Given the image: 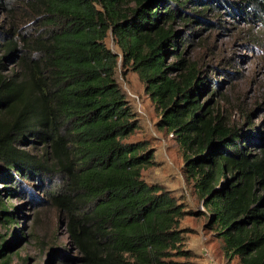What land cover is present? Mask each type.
I'll return each mask as SVG.
<instances>
[{"label": "trees", "instance_id": "trees-1", "mask_svg": "<svg viewBox=\"0 0 264 264\" xmlns=\"http://www.w3.org/2000/svg\"><path fill=\"white\" fill-rule=\"evenodd\" d=\"M37 2L52 29L27 46L34 54L22 59L27 76L13 81L0 59V181L61 179L52 200L70 214L82 264H188L169 258L187 254L179 223L194 212L142 178L155 150L146 140L128 141L139 125L117 79L121 65L138 75L160 111L156 127L174 136L225 256L264 264V147L252 153L257 131L229 127L200 101L206 81L182 58L171 27L189 21L182 14L192 0ZM240 4L264 16V0ZM109 31L119 54L105 46ZM14 48L9 43L7 51ZM168 57L176 62L168 65ZM34 146L43 151L26 150ZM0 224L15 228L17 238L16 212L1 198ZM5 241L1 258L10 248Z\"/></svg>", "mask_w": 264, "mask_h": 264}, {"label": "rangeland", "instance_id": "rangeland-1", "mask_svg": "<svg viewBox=\"0 0 264 264\" xmlns=\"http://www.w3.org/2000/svg\"><path fill=\"white\" fill-rule=\"evenodd\" d=\"M37 1L0 0V59L4 74L15 82L28 74L22 59L34 56L27 46L43 41L52 29L42 18V6ZM185 16L188 22L178 18L171 27L178 34L182 58L206 81L201 103L212 105L229 127L244 134L257 131L259 145L252 148V153L258 154L264 147V16L241 5L240 0H192L183 10ZM9 43L16 48L7 51ZM105 46L120 53L110 31ZM166 62L169 65L176 59L168 57ZM117 79L131 100L139 125L128 141L146 140L155 150L156 163L142 172V178L148 184L160 185L187 211L194 212L179 223L180 250L187 254H173L169 260L240 264L239 258L225 256L222 240L208 227L206 209L193 182L185 178L184 161L174 136L156 127L161 114L144 92V83L130 69L123 71L121 65ZM26 150L39 154L43 148ZM61 183L60 178L40 175L8 185L0 181V198L10 212H16L18 231L14 239L15 228L0 224V237L10 243L0 264L7 257L8 264H82L68 230L70 214L52 200L61 194Z\"/></svg>", "mask_w": 264, "mask_h": 264}]
</instances>
